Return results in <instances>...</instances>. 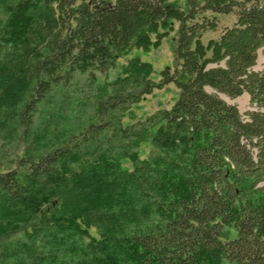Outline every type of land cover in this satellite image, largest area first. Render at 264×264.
Wrapping results in <instances>:
<instances>
[{
    "label": "trees",
    "instance_id": "1",
    "mask_svg": "<svg viewBox=\"0 0 264 264\" xmlns=\"http://www.w3.org/2000/svg\"><path fill=\"white\" fill-rule=\"evenodd\" d=\"M40 1L32 19L43 18V53L14 38L28 39L17 11L4 27L16 32L0 57V115L21 125L29 147L0 172V264H264V70L253 69L264 0H187L186 11L168 0ZM218 14L233 20L220 28ZM170 19L175 65L158 83L152 64L133 56L97 98L96 121L72 133L30 132L31 111L53 87L76 71L114 67L131 46L149 50V34ZM170 83L169 109L122 127L115 112ZM244 92L243 113L219 95ZM151 129L140 159L132 148ZM108 131L131 148L100 147Z\"/></svg>",
    "mask_w": 264,
    "mask_h": 264
},
{
    "label": "rangeland",
    "instance_id": "2",
    "mask_svg": "<svg viewBox=\"0 0 264 264\" xmlns=\"http://www.w3.org/2000/svg\"><path fill=\"white\" fill-rule=\"evenodd\" d=\"M18 1L0 0V57H3L2 55L9 52L12 48V45L8 43L11 40L8 34L11 35L16 30L12 26L9 30L4 27L8 17L16 11L17 22L20 21L17 28L23 25L20 29L21 32L24 26L29 29L25 31L27 33V40H25L26 35L14 38L20 40L21 44L25 43L24 48L27 46L25 50L28 49L32 56L44 52L42 44L44 37L37 33L42 25H44L43 18H37L41 21H33L32 19L33 15H37L41 11L39 8L36 9L39 4H42L41 1L37 3L39 0H27L26 4L17 9L15 3ZM168 3L179 6L185 11L188 9L187 0H168ZM53 4L55 5V2ZM217 18L220 28L223 25L230 24L233 20V16L223 14H218ZM220 28L215 31H207L203 34L201 37L203 46L207 48L210 40L218 38ZM175 29L176 22L170 19L167 28H159L156 32L149 34V50L131 46L125 54L117 57V62L114 67L105 69L104 71L91 69L74 72L69 81L56 85L40 102H37L35 109L30 113V132L45 130L49 132L72 133L81 130L85 124L96 121L94 108L97 98L106 89L110 90L111 87L109 84L118 76L120 66L125 64L133 56H139L142 61H147L152 64L153 69L150 73L149 80L152 83H158L161 79L160 71L166 67L172 69L175 65L173 56V39L176 35ZM14 47L18 48L19 44L14 45ZM211 56L212 50L210 47L207 49L206 57ZM218 65L224 66L225 59L218 63L208 61L206 68H212ZM253 68L257 70L264 69V45L257 49L256 63ZM206 89L212 91L210 87H206ZM219 95L228 103L235 104L242 113L250 108V100L246 92L234 98H230L223 93ZM176 96L177 89L172 83L163 85L161 88L155 87L151 93L141 95L138 102L124 110L115 112V115L119 118L123 128L129 125L138 126L141 122L156 115L159 110L169 109ZM4 117L0 115V172L16 168L17 160L23 156L24 151L29 147L28 137L25 132L22 133L21 125L15 119ZM153 130L151 129L145 133L138 146L132 148L133 151L138 153L140 159L146 158L151 150L150 136ZM117 133L120 132H106L101 137L99 146L102 148L122 147L123 150L130 149L131 147L124 146L126 140ZM30 145L33 147L32 144ZM40 149L38 151L39 153L45 152V150ZM120 162L124 169L132 168V163L129 158L121 155Z\"/></svg>",
    "mask_w": 264,
    "mask_h": 264
}]
</instances>
